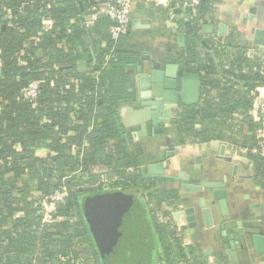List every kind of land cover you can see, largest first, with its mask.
<instances>
[{
  "label": "trees",
  "instance_id": "obj_1",
  "mask_svg": "<svg viewBox=\"0 0 264 264\" xmlns=\"http://www.w3.org/2000/svg\"><path fill=\"white\" fill-rule=\"evenodd\" d=\"M92 1L0 0V264H149L156 255L165 264L188 263L175 232L156 217L162 201L178 198L177 190L152 187L153 182L143 179L137 169L140 160L124 145L118 105L130 100L124 72L130 57L120 50L118 40L110 38L108 17L83 26ZM205 3L200 1L192 18L196 28L205 18ZM46 17L53 20L49 30L43 29ZM188 35L186 61L195 63L192 70L202 72V89L199 102L171 121L179 141L225 139L236 130L234 113L252 132L249 91L264 86L261 64L249 66L251 61L241 51L235 61L221 62L217 72L210 52H202L204 45ZM208 43L216 56H230L225 45ZM81 59L90 67L84 72L75 68ZM235 63L246 65V72L235 73ZM64 65L71 67L61 68ZM234 79L252 84L241 87ZM31 80L41 81L34 106L21 96ZM183 119H191V126L185 127ZM71 129L73 135L68 134ZM85 138L89 145L82 147ZM72 145L77 148L74 154ZM97 145L108 150L105 159L97 157ZM41 146L48 148L47 157L36 155ZM254 158L257 173L263 175L264 158ZM57 160L64 161L62 168L56 166ZM95 164L121 179L113 186L142 184L149 189L152 227L145 218L137 220L133 246L124 249L115 240L106 256L97 244V216L87 208L89 201L108 191L102 185L90 186L100 176L92 169ZM62 185L67 195L56 210L62 220L42 222L40 201L32 192L47 195ZM18 212L21 215L16 216Z\"/></svg>",
  "mask_w": 264,
  "mask_h": 264
},
{
  "label": "crops",
  "instance_id": "obj_2",
  "mask_svg": "<svg viewBox=\"0 0 264 264\" xmlns=\"http://www.w3.org/2000/svg\"><path fill=\"white\" fill-rule=\"evenodd\" d=\"M204 1H206L204 6L206 14L205 18L199 21L197 30L200 38L209 45L210 50L204 46L205 48L201 51H211V45L208 41L221 46L225 45V49L229 52L230 56L228 58L216 56L220 69L221 62L235 61V54L241 51L244 52L246 59L251 61L249 66L255 63L262 65L264 61V43L260 45L254 43V32L257 28L264 29V8H258L252 12L250 8L253 5L242 0ZM187 5V0H134L129 30L117 41L120 50L134 56V61L136 62L147 63L149 60H152L155 62L163 61L164 63L170 60L172 62L183 63L186 70H192L190 67H195V63L186 61L188 60L186 51L184 50L183 57L176 52L178 48L176 33L184 29L183 14L188 11ZM197 7L192 9V18ZM179 8L182 11L176 12ZM70 21L74 22V19ZM201 24H211L212 30L208 33L204 32L200 26ZM169 28L172 29L171 32H167ZM188 38L189 35L186 34L187 41ZM198 42L202 45L199 40ZM234 65L236 66L234 67L235 73H239L240 71L242 73L246 72V65H242L241 63H235ZM88 66L87 63V70L90 68ZM124 72L128 76L132 72L136 74V66H133V69L126 66ZM199 72L202 75V72ZM238 85L244 86L242 84ZM249 92L251 107L248 110V114L250 115L252 100L255 95L264 92V86L256 87V90ZM180 105L187 108L185 105ZM141 108L139 99L133 101L131 94L130 100L127 103L118 105L120 124L131 132L133 139L136 141H140V136L137 135V127L145 121L141 118ZM234 117L236 119L234 122L236 130L232 135L227 133L225 139L186 142V148L183 147L182 142L171 140L170 143L156 148V152L163 159L168 158V166H165L166 173L177 174L181 170L191 171L198 167L211 166L214 171H217L214 172V176H218V179L230 182L239 189H242L243 193L241 196L247 202L249 211L232 213L230 216L233 222L236 223L238 221L239 223L238 226L233 224L235 226L231 228L234 232L233 237L243 236L246 233L244 228L247 225L258 228L259 232L264 234V174L259 175L257 173L255 155L250 152V148L254 144L252 132L241 116L234 113ZM72 119H75V117L72 116ZM175 132L171 131V133H168L170 139L172 136L174 137ZM68 134L73 135L74 130H69ZM88 145L89 139L85 138L82 142V147H87ZM15 146L19 148V144ZM76 149L75 145L71 146L73 154ZM148 150L146 145L143 146V151L146 155L149 152ZM35 153L40 157H47L49 150L47 147L41 146L36 149ZM164 153H168L166 157ZM198 155L202 157V161L195 162V157ZM95 168L104 172L102 165L95 164L92 167L93 171L96 170ZM233 169L235 172H233ZM108 174L104 173V178H113L108 176ZM173 184L179 186L177 182ZM32 193L37 196L38 191H33ZM181 193L185 197L184 206L187 205L194 208V212L197 215V225L193 230L189 228L184 216L179 219L180 221H176L174 217L175 208L172 207L169 209L164 208L162 212H157V217L159 216L158 218L161 222L167 223L170 230L182 236L181 244L183 243L184 245L182 244L181 247L186 251L185 260L188 263L179 260L168 264H264V254L256 253L252 245H250L247 251L249 255L247 258L245 257V251L236 245V258L233 259L231 254L226 253L224 247L225 242L222 240L223 235L217 222V218L219 217L218 209H216L214 215V225L207 227L205 221L201 218L199 206L195 203L197 195L187 191H182ZM233 202L239 205L238 198H235ZM165 209L166 211H164ZM17 215H21V213L18 212L16 213ZM177 229H179V232H176ZM215 232H218V239L215 237ZM225 236L227 237L228 235L225 234ZM167 241L170 245L174 244L172 238L168 237ZM156 258L157 261L162 262L159 255H156Z\"/></svg>",
  "mask_w": 264,
  "mask_h": 264
},
{
  "label": "water",
  "instance_id": "obj_3",
  "mask_svg": "<svg viewBox=\"0 0 264 264\" xmlns=\"http://www.w3.org/2000/svg\"><path fill=\"white\" fill-rule=\"evenodd\" d=\"M56 3H62L68 0H53ZM247 3H251L253 6L250 11H254L258 8H264V0H242ZM188 11L183 14V25L184 29L176 33L177 45L180 48L179 54L181 57L184 56V49L186 45V34L191 33L196 39H198L207 49L210 50L209 45L200 38L197 28L192 22V5L190 0H187ZM179 8L176 12H181ZM201 28L204 32L208 33L212 30L211 24H201ZM172 29H167V32H171ZM254 43H264V29L257 28L254 32ZM39 54L41 51L38 52ZM212 62L216 67L217 71H220L219 64L214 51H210ZM63 67H71V65H64ZM75 68L79 72L87 70V62L83 59L79 60L75 64ZM1 72V66H0ZM130 87L128 92L131 93V99L136 101L139 99V104L143 107L146 114L141 118L144 121L137 129L140 128L143 131V135L146 134V130H149L151 134V126L159 123V128L155 129V132H164L165 124L168 122V118L171 114L172 108L180 102L183 105H195L199 102L201 97L202 89V78L201 73L195 70H186L183 63L172 62L167 60L163 63L153 62L149 60L147 63L136 62V74L132 72L130 75ZM238 84H252V81L234 79ZM21 96H23L21 94ZM191 121H186L185 124H189ZM138 136L142 133L139 131ZM96 154L98 158H105L104 145L95 146ZM142 148L136 147V153H139ZM196 162L202 161L200 155L195 157ZM56 166L62 168L64 166L63 160H57ZM235 169V167H234ZM233 169V172L235 170ZM145 177H157V178H168L178 180L182 182L181 188L185 191L199 193V197L195 201L198 204L201 218L205 221L207 227H212L214 220V212L216 209L220 211V217L218 218L219 227L222 230L221 234L225 238V249L226 253L232 255L233 259L236 258V245L241 249H248V245H252L256 253L264 254V234L259 232L258 228H247L250 233L248 238L243 243L241 237H233V230L226 227L225 217L228 216V204L227 195L228 191L225 187V183L219 180H208V178H202L201 170H196L194 173H181L182 175L171 176L166 175L164 171V165L162 161L152 162L146 165ZM52 188L50 192H52ZM62 206V202L58 204V208ZM87 208L95 216L99 217L98 229L99 235L97 238V244L100 252L103 256L107 255V252L115 244V237L118 230L125 226V222L128 219L137 217V220L144 218L143 210L138 201L135 200L134 196H125L118 193L109 197L108 195L103 196L100 199L92 200L87 203ZM184 216L188 222V226L192 229L197 225V215L194 212L192 206H188L181 211H176L174 217L176 221ZM93 217V216H92ZM239 225V223H238ZM95 231V230H94ZM96 232V231H95ZM218 236V232H215V237ZM245 244V245H244ZM155 264V263H149ZM158 264H163L159 262Z\"/></svg>",
  "mask_w": 264,
  "mask_h": 264
},
{
  "label": "flooded vegetation",
  "instance_id": "obj_4",
  "mask_svg": "<svg viewBox=\"0 0 264 264\" xmlns=\"http://www.w3.org/2000/svg\"><path fill=\"white\" fill-rule=\"evenodd\" d=\"M189 34H190L191 37H195L194 35H191V33H189ZM187 44H188V41L186 40V45H185V49H184L185 51H186ZM179 50H180V48L178 47L176 52L179 53ZM129 57H130V60L129 59L128 60H129L130 63H128L127 66L128 67H132V69H133V66H136V61H134L135 57L132 56V55H129ZM128 78H129V87H130V85H131L130 84V77L128 76ZM180 104L181 103L178 102L172 108L171 114H170V116L168 118V122L165 124V128H164V132L163 133L154 131L155 129L159 128L158 120H157V124L151 126V134L149 133L148 129L146 130V134L145 135H143V131H142L141 128L138 130V132L140 131L142 133V135L139 137L140 141L134 140L131 132H129L127 129L122 127V130H123L122 138H123V142H124V145L126 146L127 151L129 153H134L135 156L141 162L140 166H138L137 169L141 173L142 178L145 179V180H150L151 182H153V186L152 187H157V188H162L163 187L165 190L174 189V190H177V192L179 194L178 198L175 199V201H173V202H169L168 200L162 201V203L160 205L161 206V212H162V209H164V208L169 209L170 207H172V208H175V212H176V211H181L184 208L188 207L187 205L184 206L185 205L184 204V202H185L184 198L185 197H184V194H182L181 192L185 191V190H183L181 188V185H182L181 181L168 179V178H157V177L146 178L145 177V174H146V171H147L146 170V165L149 164V163H152V162H156V161H162L163 162L164 171L166 173V167L168 166V158L167 159H163L162 156L160 157L159 156L160 154H158V152H156V148H159L162 145H166L167 143H170L171 140L176 141V142L179 141V137H178L177 132L174 133L175 135H174V137L172 136L171 139L169 138V134L168 133H171V131L172 132L175 131L174 127L172 126L171 121L175 118L176 114L179 113V112L184 111L185 110L184 108H186V107H181ZM185 106L189 107L188 105H185ZM190 106H192V105H190ZM141 113H142L143 116L146 114V112L143 110V107L141 108ZM186 121H191V119H183V121H182V123L185 125V127H188V124H185ZM191 124H192V121L189 124V127L191 126ZM135 143H139V144L136 145ZM145 145L149 149L148 150L149 152L147 153V155L143 151V146H145ZM182 145H183L184 148H186V141H184ZM136 147H141L142 148V152L140 150L139 153H136V151H135ZM104 151H105V156H106L107 150H106L105 146H104ZM166 154H168V153H164L165 157H166ZM103 159H105V158H103ZM196 170H201V173H202L201 180L204 179V178H208V180H219V181H223L225 183V187L227 188V191H228V195H227L228 216L224 218L225 219V224H226V227H229V228H233L235 226V225L233 226V224H236V226H238V221H236V223L233 222V219L230 216L232 215V213L235 214V213L241 212V208L239 207V205L234 204L233 201L236 198V196H239V193H241L243 190L239 189L236 185H234V184H232L230 182L224 181L222 179H218V176H214V174H215L214 172H217V171H214L211 166L204 167V168L198 167L197 169L195 168V169H193L191 171L190 170L189 171L181 170L177 174L166 173V175L178 176V175H182L183 173H185V174L194 173V171H196ZM218 173H220V172H218ZM115 178H116L117 181L121 182V179L119 177H118L119 179L117 177H115ZM176 182L179 183V186H175L173 184V183H176ZM113 183L107 184V185H102V189L103 190H108L106 192V195L111 197L112 195L118 193L120 195H125V196H134L135 200L138 201L140 203L141 207H142L144 218L149 223V225L152 227V223H151L152 220H151V217H150V215L148 213V210H147V202L149 201V195L147 194V190L149 191V189L147 188L148 186L147 185L142 186V184L139 187H138V184L137 185L133 184V186H127V185L125 186V185H122V184L117 185V186H113ZM90 186H92V185H90ZM152 187H151V189H152ZM142 188H144V189L142 190ZM187 192H190V191H187ZM192 193H194V192H192ZM194 194L197 195L196 198H198L199 195H201L199 193H194ZM166 209L164 211H166ZM218 212H219V217H220V211H218ZM214 214H215V212H214ZM156 217H157V214H156ZM158 217H157V219L159 220ZM218 218H217V222H218ZM229 218H231V219L229 220ZM96 220H99L98 216H97ZM185 220H186V218H185ZM126 221L127 222H125V226H122L118 230L117 235L115 237L117 245L120 242V245L122 247L124 246V249L127 248V247L130 248V247L133 246L132 242H133V235L135 233L134 230L135 229L137 230V227H136V225H137V217H136V219L132 218V219H128ZM187 224H188V222H187ZM213 225H214V220H213ZM250 227H252V226L251 225H247L244 228L246 233L243 236L239 235V237H241L243 243H245L244 241L248 238V236H250L249 235L250 233L247 231V228H250ZM193 228H192V230H193ZM152 229L153 228H151V230ZM178 230L179 229H177L176 232H179ZM175 237H177V242H181L182 239H183L181 235L179 236V233H176ZM225 238H227V237L226 236H222V240L223 241L225 240ZM217 239H218V237H217ZM247 245H248V249H245V248L242 249L243 251H245V257L246 258L249 256L247 254V251L249 250V247H250L249 244H247Z\"/></svg>",
  "mask_w": 264,
  "mask_h": 264
},
{
  "label": "built area",
  "instance_id": "obj_5",
  "mask_svg": "<svg viewBox=\"0 0 264 264\" xmlns=\"http://www.w3.org/2000/svg\"><path fill=\"white\" fill-rule=\"evenodd\" d=\"M133 1L134 0H93L88 9V13L83 18V26L88 28L100 17H108L111 21L108 28L110 38L114 41L118 40L129 30ZM200 1L201 0H190V4L193 8H196ZM52 23L51 19L42 18L44 30H49L52 27ZM260 73L264 77V61L262 62ZM40 83V80H31L21 90L23 97L33 106L36 104ZM250 115L254 121V128L252 131L254 144L251 146L250 152L255 156L264 158V92L254 96ZM66 195L67 188L65 185H62L44 196L41 200V205L44 208V218L48 217L50 221L62 219L55 213L58 209V204L60 202L63 204Z\"/></svg>",
  "mask_w": 264,
  "mask_h": 264
},
{
  "label": "rangeland",
  "instance_id": "obj_6",
  "mask_svg": "<svg viewBox=\"0 0 264 264\" xmlns=\"http://www.w3.org/2000/svg\"><path fill=\"white\" fill-rule=\"evenodd\" d=\"M199 142H201L200 140H198ZM186 142H191L190 140H187ZM196 142V141H195ZM96 170H94V173H99L100 174V177H99V179L98 180H96L95 181V183H93L92 185H96V186H100V185H107V184H111V183H113V181H115L116 180V178L115 177H113V178H104V176H103V174L104 173H106V174H108V172H109V169L108 168H104V169H102L104 172H101V171H99V169L98 168H95ZM113 179H115V180H113ZM52 189H54V188H52ZM49 193H50V190H49ZM242 193L243 192H241L240 193V196H237L236 198H238V203H239V206H240V208L242 209L241 211H249V209H248V204H247V202H245L243 199H242ZM46 194H43V195H40L39 193H37V198L39 199V205L41 206V209H40V215H41V220H42V222H56V220H48L49 218L47 217H45L44 218V216H43V213H44V208H43V206L41 205V200L44 198V196H45ZM65 201V200H64ZM64 203V202H63ZM56 214V213H55ZM58 216V215H57ZM44 219V220H43ZM62 219H60V220H57V221H61ZM73 220V219H72ZM159 258V257H158ZM157 259V258H156ZM160 261H157V260H153L152 261V263H155V264H158ZM84 264H86V262L84 263Z\"/></svg>",
  "mask_w": 264,
  "mask_h": 264
}]
</instances>
